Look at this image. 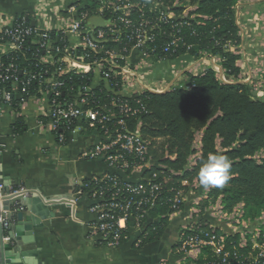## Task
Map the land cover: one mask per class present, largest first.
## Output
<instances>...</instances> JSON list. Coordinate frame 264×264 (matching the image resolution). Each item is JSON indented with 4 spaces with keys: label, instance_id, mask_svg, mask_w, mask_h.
<instances>
[{
    "label": "built area",
    "instance_id": "built-area-1",
    "mask_svg": "<svg viewBox=\"0 0 264 264\" xmlns=\"http://www.w3.org/2000/svg\"><path fill=\"white\" fill-rule=\"evenodd\" d=\"M91 2V9L87 11L68 10L67 20L57 30H39L24 19L8 25L0 21V47L8 46L10 54H17L31 42L34 51L27 49V54L37 60L35 71H20L15 60L6 64L5 55L0 53V83H13L22 88V96L48 102V122L42 127L53 132L60 144L81 131L82 127L77 125L80 122H85V128L101 139L82 157L101 159L121 175L93 178L91 189H95L94 193L86 191L90 187L83 184L71 197L59 203L66 204L75 214L82 198H93L89 212L96 221L88 225L90 235L101 237L109 248H118L129 239V231H143L144 234L145 220L160 190L159 185L148 183L145 186L141 181L124 176L131 172L134 177L152 167L140 124L134 128L129 124L131 119L146 112L141 96L149 88H155L140 78L141 72H150L156 63L170 61L165 59L167 55H178L182 50L189 55L192 48L184 44L182 32L192 29L198 17L177 0ZM187 6L194 8L191 3ZM92 17L102 18L104 26H89L87 22ZM193 34L191 31L190 36ZM106 42L108 46L104 45ZM80 76H86L88 83L75 85L74 78L80 79ZM219 77L228 83L224 72ZM96 78L100 79L99 87L93 85ZM98 89L107 93L98 96L95 92ZM1 96L6 104L11 102L10 93L0 90ZM132 97L137 98L135 105L129 102ZM3 191L0 187V201ZM17 195L28 196V193L10 189L9 194H5ZM184 203V197L175 200L176 205ZM263 223L256 224L253 232H258ZM0 224L6 232L12 226L8 217H0ZM5 240L10 239L7 236ZM249 243L251 249L244 260L236 250H225L224 236L213 229L200 231L194 224L185 228L177 251L188 257L193 251L201 253L203 248H210L218 264H264V236L259 237L260 246L255 250L254 241ZM158 264L169 263L161 261Z\"/></svg>",
    "mask_w": 264,
    "mask_h": 264
},
{
    "label": "crops",
    "instance_id": "crops-1",
    "mask_svg": "<svg viewBox=\"0 0 264 264\" xmlns=\"http://www.w3.org/2000/svg\"><path fill=\"white\" fill-rule=\"evenodd\" d=\"M89 6H92L91 0H0V21L8 25L24 19L33 28L57 30L67 20L68 10L74 9L79 13ZM239 8L237 19L242 33L240 49L243 54L237 65L241 74L237 80L226 79L229 84H247L251 89L254 80H258V73L255 72H262L259 62L264 59V48L261 47L264 45L263 36L260 38V32L254 29L259 14L264 11V3L250 1V4L243 3ZM10 50L8 46L0 47V53L5 56L10 54ZM209 70L218 75L223 73L221 59L206 56L195 60L190 55H184L176 60L156 63L147 73L150 76L149 85L164 92L188 85L191 76H199ZM93 82L94 87L101 84L99 78ZM15 96L17 104L0 105V187L3 190H26L30 192L28 197L38 205L44 204L40 198L58 200L59 203L71 197L86 181L115 171L101 159L85 160L82 157L101 142L95 133L85 128V122L77 124L82 127L81 131L70 135L65 144H60L53 132L42 127L48 122V102L27 98L18 92L12 98ZM141 176L138 173L132 180L138 182ZM208 189L199 185L186 198L187 210L171 217L161 245L160 241L141 246L139 240L143 231H129L126 242L118 248H109L101 237L90 235L88 225L96 221V217L89 212L94 204L90 198L80 200L75 214L66 204L53 206L49 208L52 217L50 215L45 219L33 215L31 206L21 210L19 205H15L8 216L12 225L10 232L15 237L13 241L5 240L10 232L6 233L0 224V264H158L161 261L184 264L187 259L196 260L200 253L193 251L187 257L178 253L177 246L185 228L197 223L199 217L194 212L196 202L206 196L203 191ZM19 213H23L22 221L17 218ZM213 221L210 225L216 230L224 234L228 232L225 226L221 227ZM18 228L20 241L16 239ZM5 246L8 249L3 253Z\"/></svg>",
    "mask_w": 264,
    "mask_h": 264
},
{
    "label": "trees",
    "instance_id": "trees-1",
    "mask_svg": "<svg viewBox=\"0 0 264 264\" xmlns=\"http://www.w3.org/2000/svg\"><path fill=\"white\" fill-rule=\"evenodd\" d=\"M238 2L191 0L198 19L192 29L182 32L184 44L192 48L189 52L192 58L200 59V53L219 57L226 77L234 80L241 74L237 65L241 55L234 54L228 47H240L242 44L241 29L237 24ZM89 9L91 6L85 8L86 11ZM191 31L193 36H190ZM27 49L34 51L31 42H27L21 52L5 56V63L15 60L20 71H35L37 60L27 54ZM184 55L187 53L182 50L178 55L165 56V59L176 60ZM79 78H74L75 85L89 81L86 76ZM188 85V88L170 89L161 95L146 92L141 96L146 112L129 122L131 128L140 124V133L148 144V158L152 164L142 173L140 181L145 186L151 183L160 187L145 220V232L139 240L141 246L160 242L171 217L187 210L186 203L176 205L175 200L189 197L200 185L197 172L209 154L227 157L231 164L230 178L222 187L209 190L201 200V208L215 205L220 200L228 215L241 205L242 222H255L264 215V157L257 158L264 154V99H254L247 84L224 83L214 70L191 76ZM0 90L22 95V88L13 83H0ZM95 92L98 96L107 93L106 90L101 93L100 89ZM15 98H11L12 105L17 104ZM135 100L137 98L132 97L129 102L135 105ZM4 103L1 96L0 105ZM124 176L134 178L131 172ZM84 184L90 187L86 191L94 193L91 181ZM202 216L195 224L198 230H214L206 224L209 218ZM211 222L214 223L213 220ZM215 231L224 236L225 250H236L244 260L248 258L249 242L247 248H241L240 235L230 236L221 230ZM211 263L218 264L219 260L210 248H203L196 260L187 259L184 264Z\"/></svg>",
    "mask_w": 264,
    "mask_h": 264
},
{
    "label": "rangeland",
    "instance_id": "rangeland-1",
    "mask_svg": "<svg viewBox=\"0 0 264 264\" xmlns=\"http://www.w3.org/2000/svg\"><path fill=\"white\" fill-rule=\"evenodd\" d=\"M250 1L253 3H261V4L264 3V0H239L238 4L236 5V12L237 13L239 12L238 10L240 9L239 7H241V4L246 3V2L250 4ZM177 2L179 4H183L185 6V8H188V12L192 11V14H194V12L196 11L195 6H194V8H190L187 6V5H190L191 0H177ZM195 17H198V16L196 15ZM204 19H207V18L205 17ZM237 22H238V19H237ZM254 29H256V31L260 32V38L263 36L262 38H263V42H264V11H261V14H259V17H258L257 21L255 22ZM240 36H242L241 32H240ZM261 47L264 48V45ZM228 49L230 51L232 50V52H234V54H236V55L243 54V50L240 49V47H236V46L234 47L232 45H229ZM200 54L202 56L201 58L207 56L206 53H204V54L200 53ZM215 58H219V57H215ZM238 63H240V62H238ZM259 65H260L259 67L261 68L260 70L262 72H264V59L259 62ZM262 72H259V71L255 72V74L258 73L257 74L258 80L253 79L254 83L252 84V87L250 89L252 97L254 99H264V73H262ZM219 76L220 75H218V77ZM140 78L143 81L144 80L149 81V78H150L149 73L141 72ZM160 79H161V77H160ZM161 80H163V79H161ZM249 82L250 81H248V83ZM232 83H234V82H230V84H232ZM154 86H156V85H154ZM262 157H264V154L261 153L258 155L257 158L260 159ZM198 186L199 185H197L195 187V189L198 188ZM211 188H213V187H210L208 189V191H203V192H206L205 193L206 196H207V194ZM206 196L204 195V197H206ZM202 199L203 198L197 200L194 212L197 213L199 218H201L202 215H203L202 217L208 216L209 221L206 222V224L210 225L211 220H215L218 224H221V227L225 226L228 229V232L226 233V235L227 234L230 236H236L237 234L240 235V243L242 245V248H247L248 241L251 242L252 244L254 241V244H256V246H254L253 250L257 249V247L260 246L259 237L264 236V223H263L264 222V215L262 216V218H260L261 222H260V219L256 220L255 222H250V221L242 222L241 218L243 216V211H242L241 205L235 211H233V213L228 215L227 213L224 212V207L222 206V203L220 200L215 205H210L207 208L202 209L201 204H200ZM238 211H240L239 215L236 216L238 214ZM235 212L237 213L236 215H235ZM261 223H263L261 225V229H259L258 232L257 231L253 232L255 225L257 224V226H259ZM212 228H214V230H216L215 227L212 226ZM248 239H250V240H248ZM162 243H163V241H161L160 245Z\"/></svg>",
    "mask_w": 264,
    "mask_h": 264
},
{
    "label": "water",
    "instance_id": "water-1",
    "mask_svg": "<svg viewBox=\"0 0 264 264\" xmlns=\"http://www.w3.org/2000/svg\"><path fill=\"white\" fill-rule=\"evenodd\" d=\"M88 25L91 27H103L104 26V21L102 18L99 17H92L88 20ZM170 89L164 91V92H160L158 91L156 88H149L147 90V92L155 94V95H161V94H166L167 92H169ZM111 174L113 175H121L119 172L117 171H113ZM28 195H30V192H27ZM5 194H9V190L6 188L3 191V198L0 201V217L3 218H7L9 215H11L12 212V208L15 207V205H19L21 208H28V206H31V213L33 215H38L41 218L48 217L52 214H50L49 212V208L53 207V206H58V205H62L54 200H43L42 198H40V202L44 203L43 205H38V203H33V199H30L28 196H24V195H17V196H5ZM17 218L19 221L23 220V213H19L17 215ZM35 223V221H34ZM36 225H38V223H36ZM2 226V225H1ZM11 230H9L10 232ZM145 231V230H144ZM6 232V231H5ZM8 233V232H6ZM16 239L17 241H20L21 239L19 238L21 236V232H20V228H18V230H16ZM4 238V237H3ZM9 238H10V242L14 240V233L10 232L9 233ZM8 248L5 246L3 247L2 251L4 253V250H7ZM6 259H9V257H6Z\"/></svg>",
    "mask_w": 264,
    "mask_h": 264
},
{
    "label": "clouds",
    "instance_id": "clouds-1",
    "mask_svg": "<svg viewBox=\"0 0 264 264\" xmlns=\"http://www.w3.org/2000/svg\"><path fill=\"white\" fill-rule=\"evenodd\" d=\"M231 164L227 157L209 154L197 172V180L204 188L222 187L230 178Z\"/></svg>",
    "mask_w": 264,
    "mask_h": 264
}]
</instances>
